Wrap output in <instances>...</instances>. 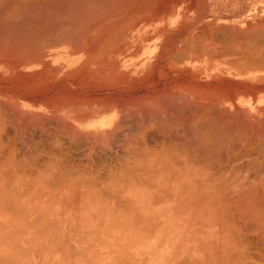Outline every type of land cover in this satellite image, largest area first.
Returning <instances> with one entry per match:
<instances>
[{
  "label": "bare ground",
  "instance_id": "1",
  "mask_svg": "<svg viewBox=\"0 0 264 264\" xmlns=\"http://www.w3.org/2000/svg\"><path fill=\"white\" fill-rule=\"evenodd\" d=\"M262 71L264 0H0V214L39 192L83 190L115 195L118 211L157 236L206 223L207 240L264 244ZM64 137L82 142L86 163L113 153L116 170H68Z\"/></svg>",
  "mask_w": 264,
  "mask_h": 264
},
{
  "label": "crops",
  "instance_id": "2",
  "mask_svg": "<svg viewBox=\"0 0 264 264\" xmlns=\"http://www.w3.org/2000/svg\"><path fill=\"white\" fill-rule=\"evenodd\" d=\"M257 74H258L257 79L258 77H260L259 78L260 82L261 80H264L263 71ZM257 100H261L262 101L261 104L264 106L263 84L257 85ZM263 109L258 114V116H260L258 120L260 121L261 128L258 126L257 130H264V122H261L262 119L264 121ZM89 195H87L86 198L79 200L78 195L70 196L69 193H63V194H59L56 203L50 204L46 202L44 204L43 203L44 198L42 197V194H40L39 198L36 197L35 203L31 204L27 208L28 211L25 210L26 212L24 213H21L22 211H24V209L22 210V209L14 208V211L16 210V212H13L12 211L13 208L12 209L9 208L8 217L11 216L10 212L14 213L15 217L12 216L14 218H16V216L19 217L20 215L23 214L25 218L29 216L28 217V223L30 222L29 230L28 233L21 232L22 234L9 236L8 239L3 242L4 243L3 246H0V264L2 263L14 264V262L15 264H22L23 262H24L23 264H38V263L39 264H87V263L90 264H94V263L95 264H134V263L136 264H187V263L205 264V260L204 262L201 263L199 262L200 260H199L198 245L197 243H193L190 241L189 237H191V235L186 234L187 230H183L182 234H177L175 232L176 230L174 228L178 227V224H175L173 226L171 225L172 228L171 226L164 227L163 225V229L160 230L161 235L157 236L156 235L158 234L157 233L158 230L156 229L157 225L153 223L151 224L149 222H144V221H142L141 223H133L127 217L119 218L118 206H116L117 203L115 204L114 202H112V199L116 201L115 195L112 196L111 194V196H109V194L107 193H102L103 196H100L101 200L102 199L104 201L108 200L111 203L101 202L100 200L96 199L97 196L96 197L92 196V194ZM104 196L107 197L106 200L104 199L105 198ZM74 200L77 204L73 202ZM91 200L94 201L91 202ZM35 205L36 207L34 208ZM120 207L126 208L125 206L124 207L120 206ZM34 210L36 211L35 214H34ZM5 211H7V209H5ZM17 211L20 213H17ZM29 211L31 212V214L30 213L27 214V212ZM40 213H42V216ZM17 214L20 215L18 216ZM25 214L28 216H26ZM33 218L35 219L34 221ZM42 218H44L43 219L44 223L42 221ZM38 220L41 222H38ZM187 225L179 224V227L187 226ZM42 227H44V229H42ZM45 227L47 228L45 229ZM57 227L59 229H57ZM33 228L36 230H33ZM143 228L144 231L142 230ZM164 232H166L165 235H162V233ZM136 233L139 235H137ZM29 234L31 237L29 236ZM54 234L55 237H53ZM141 234L144 237H141ZM36 239L37 241H35ZM80 239H82L83 241L82 240L80 241ZM78 240L79 243L77 244ZM224 240L225 238H222L221 241L219 238H217L215 241L210 240L207 241V244H205L202 247L203 249H205L206 245H208L207 250L210 248L212 251L215 250L216 257L215 259H213L214 261L211 264L225 263L224 261L223 263L221 262L222 259L224 258H220V254L224 253V249L222 250V252H220V248H221L220 244L221 243L223 244ZM62 242L64 243V245ZM69 244L71 246H69ZM55 245L57 246L60 245L58 247L56 246V249L61 247L59 248V250L57 249L58 252L53 248L55 247ZM202 248L201 250H203ZM67 249L72 252L65 251ZM73 249H76L75 251L78 252L73 251ZM81 249L82 251H80ZM69 253L70 255H68ZM212 253L214 254V251ZM82 254H84L83 256L85 257H83ZM25 255L27 256V258ZM73 256H75L74 260H73ZM91 256L93 258H91ZM14 257L16 261L14 260ZM67 257L68 260L65 259ZM83 258L85 259L83 260ZM87 258L89 259L90 262L88 261ZM63 259L65 262L63 261Z\"/></svg>",
  "mask_w": 264,
  "mask_h": 264
},
{
  "label": "rangeland",
  "instance_id": "3",
  "mask_svg": "<svg viewBox=\"0 0 264 264\" xmlns=\"http://www.w3.org/2000/svg\"><path fill=\"white\" fill-rule=\"evenodd\" d=\"M224 21H226V22H228V21H230L229 19H225ZM35 133V138L37 139L38 137V139H50V140H52V138H50L49 136H44V135H42L39 131H35L34 132ZM38 133H40V134H38ZM38 136V137H37ZM42 136V137H41ZM44 137V138H43ZM65 139L67 138V137H64ZM37 139V140H38ZM65 139H63V143H64V140ZM66 143L65 144H67V145H64L63 144V150H64V158L62 159V161H60V163L61 164H63L64 166H66V168L68 169V170H70V169H72V170H74L75 169V171L76 170H78V171H80V169H81V171L83 172V171H87V170H89L88 172H90V171H93V170H97L96 169V166L99 164V162H101L102 163V161L104 162V163H102V165L103 164H106V166H108V164H113V162H112V155L111 154H113V153H106V154H103V155H101L100 157H98V158H100L98 161L99 162H95V163H91V162H89V163H86V160H85V158L83 157V156H79V155H83V149H82V147H80L79 145L82 143L81 141H77V140H73L72 141V143L74 144H71L70 143V138L68 137L67 139H66V141H65ZM75 142L77 143V144H75ZM258 143H260V142H258ZM257 143V144H258ZM75 145H78V146H75ZM53 145H51V146H47L46 147V149H47V151L49 150H52L53 149V147H52ZM71 146V147H70ZM73 146V147H72ZM78 147H80V148H78ZM18 149H20L19 147H17V152L16 153H18V154H20V150H18ZM74 151L75 150V152H69V151ZM54 151H56V150H54ZM66 151H67V154H66ZM114 151V149L113 150H111V152H113ZM82 152V153H81ZM70 153V154H69ZM75 153H77V154H75ZM108 154H110V156L108 155ZM71 155H73V156H71ZM75 155V156H74ZM70 156V157H69ZM108 157V158H107ZM51 158H53V157H51ZM74 158V159H73ZM107 159V160H106ZM108 159H110V160H108ZM54 160H55V158H54ZM80 160L81 162H82V164H81V162L78 161ZM77 163H76V162ZM84 161H85V163H84ZM110 161V162H109ZM79 163H80V165H79ZM75 164V165H74ZM89 164H91V166H89ZM94 164H97V165H94ZM77 166V167H72V166ZM80 166V167H79ZM82 166V167H81ZM89 166V167H88ZM95 168H94V167ZM111 166V165H110ZM113 166H114V164L111 166L112 168H110V170H116V165H115V167L113 168ZM69 167H71V168H69ZM85 167V168H84ZM74 168V169H73ZM77 168H80V169H77ZM94 168V169H93ZM91 169V170H90ZM93 169V170H92ZM100 169H102V168H100ZM103 170H105V169H103ZM80 171V172H81ZM113 171V172H114ZM100 172H102V171H100ZM66 180H68V179H66ZM100 180H104V179H100ZM66 183H69V181H66ZM53 190V191H52ZM52 190H50V191H52V193L53 194H56V195H54L55 196V198H53L52 196H50L49 197V195L50 194H48L49 192H39L38 193V195H36V197H40V194H42L43 196L42 197H44V199H43V203L45 204L46 202H48V203H50V204H54V203H56V200H57V198L59 197V194H63V193H69L70 194V196H76V195H78L79 196V200H82L83 198H85V197H87V195H89V193H86V192H83V190H69V191H62V190H60V189H58V190H60V191H56V189H52ZM55 190V191H54ZM55 192V193H54ZM57 192V193H56ZM71 192H73V194L71 193ZM75 192V193H74ZM51 193V194H52ZM37 194V193H36ZM24 197V196H23ZM49 197V198H48ZM46 198H48L47 200L48 201H46ZM49 199H51L50 200V202H49ZM56 199V200H55ZM20 206H18L16 209H25V208H28V207H26V206H21L20 208H19ZM2 211H3V209L1 208L0 209V212L2 213ZM24 212V211H23ZM23 212H21V213H23ZM123 212H124V214L122 213V211H119V218H122V217H127V216H125L126 214V211L125 210H123ZM4 213H5V211L2 213L3 215H4ZM1 215V214H0ZM3 215H1L0 216V234L2 233V235H0V246H3V242L5 241V240H7L8 239V237L9 236H14V235H17V234H21V232H27L28 233V230H29V224H27V222H28V218H27V220H26V218H25V220L27 221H23L22 219V217L23 216H19V224H17V225H15V223H18V217H17V219H13L12 218V220H16L17 222H15V221H11L10 222V220H9V217H7L6 216V218L3 216ZM7 215V214H6ZM20 218H22V219H20ZM1 219H2V221H1ZM20 220H22V221H20ZM5 221V223H3ZM7 222H10V224L9 223H7ZM14 224H13V223ZM24 222H25V226L26 225H28V226H24ZM23 223V224H22ZM5 224V225H4ZM12 224V225H11ZM21 224V225H20ZM194 224V223H193ZM189 224L188 223V225H192L191 227H192V229L190 228V226H188V227H186L187 229H189V230H192L193 231V233L191 234V237H189V239H190V241L191 242H193V243H197V245H198V250L199 249H201V247H203L205 244H207V241H210V240H216V239H213V238H211V239H209V240H207V239H205L204 237L202 238L201 237V231L199 232V230L201 229L203 232L204 231H206L207 230V226H200V225H205L206 223H198V224ZM239 224V226L241 225V223H238ZM238 224L237 225H232L230 228H226V230H227V232H228V230L229 231H233V230H236L237 229V227H238ZM7 225H10V226H7ZM15 225V226H14ZM4 226H7L6 228L7 229H5V227ZM11 226H14V228L12 227L11 228ZM194 226V227H193ZM1 227H3V228H1ZM10 227V228H9ZM18 227V228H17ZM205 227V228H204ZM17 230H16V229ZM8 229H9V231H8ZM186 229V230H187ZM194 229V230H193ZM198 229V231H196ZM205 229V230H204ZM209 229H211V227L209 228ZM248 229V228H247ZM16 232H15V231ZM24 230V231H23ZM212 230V229H211ZM211 230H209V231H211ZM9 233H8V232ZM207 232H208V230H207ZM3 233H5V234H3ZM8 233V234H7ZM7 234V235H6ZM198 234H199V236H198ZM231 235V234H230ZM257 235H259L258 233H257ZM241 236V235H240ZM247 236V235H246ZM259 237V238H258ZM260 237L261 236H257V237H251V239L252 240H250L249 241V237H243V235L240 237L241 239L240 240H244L243 242L242 241H240L239 239L237 240V243H242V244H237L233 239V237L232 236H229V238L228 237H226L225 236V240H224V243L222 244H220V252H222V250L224 249V253L223 254H220V258H224V260H225V264H227V261H226V258H227V256H231L232 258H234L236 255H238V253H239V255L241 254V252L243 253V251H244V253H243V255H244V257L243 258H245L246 260L244 261L243 259H242V262L240 263V264H244V263H246V264H260L261 263V261H262V259L263 258H258V257H260V256H258L259 254H258V250L260 251V252H264V251H262V249L264 248L263 247V245L264 244H262V242H260L259 243V241L261 240L260 239ZM254 238H255V240H254ZM256 238H258V242H257V240H256ZM247 239V240H246ZM220 241H221V239H220ZM262 241V240H261ZM250 244H249V243ZM253 242V243H252ZM248 243V244H247ZM264 243V242H263ZM236 244H237V246H236ZM261 244V245H260ZM203 245V246H202ZM241 245H244L243 247L241 246ZM254 245V246H253ZM259 245V246H258ZM257 246L259 247V248H257ZM207 248H208V245H206V247H205V250L203 249L202 251H198L199 252V262L201 263V262H204V260H207V262L205 261V264H211L212 262H213V259H215V257H216V255H215V250H213L214 251V254L212 253L213 251L211 250V248L210 249H208L207 250ZM245 248V249H244ZM247 248V249H246ZM260 248H262V249H260ZM207 250V251H206ZM246 250L248 251V252H246ZM264 250V249H263ZM204 251V252H203ZM239 251V252H238ZM200 252H202V253H200ZM259 252V253H260ZM231 253V254H230ZM248 254V255H247ZM261 254V253H260ZM209 255V256H208ZM245 255H247V256H245ZM206 256V257H205ZM225 256H226V258H225ZM229 256V257H230ZM203 257H204V259H203ZM209 257V258H208ZM249 257V258H248ZM251 258V259H250ZM258 259H260V261L258 260ZM252 260V261H251ZM264 261V260H263ZM244 262V263H243ZM252 262V263H251ZM258 262V263H257ZM260 262V263H259ZM264 262H262V264H263Z\"/></svg>",
  "mask_w": 264,
  "mask_h": 264
}]
</instances>
